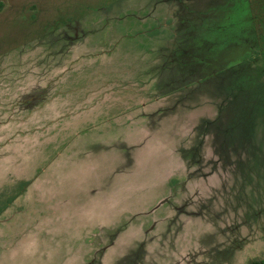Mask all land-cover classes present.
Masks as SVG:
<instances>
[{
    "label": "rangeland",
    "instance_id": "374dc122",
    "mask_svg": "<svg viewBox=\"0 0 264 264\" xmlns=\"http://www.w3.org/2000/svg\"><path fill=\"white\" fill-rule=\"evenodd\" d=\"M176 12L174 0H0V209L26 189L23 180L40 175L28 195L7 206L6 215L12 218L0 228L1 236L19 239L20 234L46 225L41 214L50 212L49 207L37 198L43 197L46 179L57 178L67 164L62 173L68 177L56 184L62 199L68 200L65 211L92 202L91 211H102L115 223L110 232L115 233L114 247L97 253V263L219 264L220 254L213 245L233 244L230 227L241 232L237 248L242 252L229 264L264 259V60L252 65L257 80L245 69L243 73L231 69L186 96L174 94L180 77L174 59L184 38ZM248 80L254 86L245 87ZM219 88L234 97L222 106V127L219 122L218 128L203 127L210 133L206 138L192 128L217 115L211 103L218 99ZM216 130L242 131L252 142H263L255 146L256 168L253 162L248 169L256 172V182L252 174L246 178L255 189L263 185L260 202L250 196L251 187H242L240 195H233L230 188L210 187L206 192H214L217 200L205 203L206 211L199 212L204 204L200 199L191 202L182 187L174 188V178L179 180L174 175L188 159L181 148L201 149L200 160L213 161L217 152L224 159ZM81 134L100 141L105 136L113 139L103 141L112 156L114 179L111 168L109 176L100 178V171L95 172L92 181L70 178L86 165L82 154L92 153L100 143L77 138ZM68 151L78 158L72 165L68 158L60 170L49 167ZM212 177L219 175L213 172ZM103 193L113 198L104 211ZM68 217L61 225L64 242H70L66 229L75 234L78 228H92L77 212ZM193 222L194 233L210 232L206 243L213 247L207 246L205 254L203 237L198 240L192 234ZM59 243L55 248L56 243L50 242L48 249L32 254L19 251L18 258L3 255L0 264H80L75 260L78 252L61 250ZM197 243H202L200 254L185 251L189 246L197 249ZM22 254L29 258L20 259Z\"/></svg>",
    "mask_w": 264,
    "mask_h": 264
},
{
    "label": "trees",
    "instance_id": "16d2710c",
    "mask_svg": "<svg viewBox=\"0 0 264 264\" xmlns=\"http://www.w3.org/2000/svg\"><path fill=\"white\" fill-rule=\"evenodd\" d=\"M174 2L177 3L176 16L181 34L184 36L183 42L178 47V58L174 59V67L180 73V77L175 80L177 84L174 86V93L181 91L179 95L186 96L196 86L212 82L231 69L237 72L245 69L247 71L245 74L250 72L252 74V65L258 59L264 60V0H174ZM251 78L257 80L253 74ZM253 82L248 80L249 84L245 83V87H251ZM245 91L248 90L243 92ZM216 94L219 100L211 105L212 108L217 109V115L211 117V120L204 118L201 124L197 123L193 127L195 133L198 135L204 133L206 138L210 133L206 134L207 130L204 131L203 127L208 125L210 130L218 128V122L222 127L224 117L222 106L229 105V101L234 97L232 94L226 95L222 88H219ZM222 96H225V99H221ZM238 114L237 111L236 115L240 117ZM216 131L215 138L218 139L219 149L223 150L224 159H231V162L238 164L239 169L242 170L241 188L247 190L251 187L253 193L251 192L250 196H255L257 191L262 190L263 185L259 184L258 189L250 186L247 179L251 174L254 175V179L256 172H248V169L253 162L256 168L259 150L256 151L255 146H261L263 142L258 140L252 142L251 138L242 131L237 133ZM242 149L246 153L242 152ZM200 151L201 149L184 152L181 148V153L186 154V157L194 163L200 161ZM27 185L28 182H25L24 188ZM19 194L0 209V215ZM261 197L259 194V202ZM244 264H264V259L253 258Z\"/></svg>",
    "mask_w": 264,
    "mask_h": 264
},
{
    "label": "crops",
    "instance_id": "0c3cea01",
    "mask_svg": "<svg viewBox=\"0 0 264 264\" xmlns=\"http://www.w3.org/2000/svg\"><path fill=\"white\" fill-rule=\"evenodd\" d=\"M181 91H177L174 94L179 95ZM188 109H191L189 107H187ZM194 110V109H193ZM208 117V116H205ZM194 119V118H193ZM139 121H143L141 119H139ZM143 123V122H141ZM140 123V124H141ZM109 127V126H108ZM106 127V130L107 128ZM156 129V128H155ZM159 129V128H157ZM193 129V128H192ZM187 133L189 132V129L187 130ZM90 136L87 135H78L77 138L80 139H90L92 142L94 141H100V139H91L89 138ZM97 138V137H96ZM103 139L108 140L109 142L113 141V139H111L109 136H105L102 137L98 148H94L92 149V153H87V154H82L83 158L85 159V161H87L86 165L84 164L81 168V173L77 176H74V174H70V178L73 177H78L79 179H83L84 181H89L93 179L92 175H95V172L98 173V171H100V174H102L100 176V178L102 176L105 175V173L108 175L109 170L111 168L112 171V179H114V174H113V169L111 167L112 165V156L110 155V151H109V147L104 145L105 141H103ZM8 146V145H7ZM203 151V150H202ZM201 152V151H200ZM70 151L66 152L67 156H64L63 158L61 157L60 161L56 160L54 163L50 164L49 167H51V169H59L60 166H62L64 163L66 162V159L68 160V158L71 160L70 165H72L73 160L75 159V161L78 158H75L74 156H69L71 155ZM220 155V157H219ZM200 156V153H199ZM217 158L216 159H220L222 157L221 152H217ZM64 159V160H63ZM211 160V161H207L206 159H201L200 161H198L197 163L191 162L190 159H187L186 161H184L182 163V169L180 171H178V175H174V177H176L178 182L176 183V179L174 178V188L175 187H182L181 192L185 191L187 194V198L189 201H194V198H198L200 199L199 202L202 203H211V202H215L217 200V198H215L214 195H216L214 192L212 194H208L206 191L208 188L212 187V188H216V189H220L223 191L224 187L226 188H230L231 190H233V195H237L241 193V187L239 186V184L241 185L242 180H241V174H242V170L239 169L238 164H235L234 162H226L224 159H220L218 160ZM237 159V158H236ZM69 165V166H70ZM181 166V165H180ZM48 167V168H49ZM50 169V168H49ZM49 169L46 168V170H44V172H48ZM67 169V164H64V166H62V169L59 174V176L57 178H50V179H46L45 183V188L43 190V194H42V198H37V197H41V195H36V198L40 201V203L46 204L49 207V211L50 212H46L41 215H45L44 217V226L39 225V223H37V225H39L38 227H41L38 230H33L36 232H28L26 235L25 234H20V238H13L12 234L11 235H6V236H1L0 233V263H3V259L2 256L3 255H8V256H19V251L24 252V250L26 252H36V251H44V248H49V246H51L50 242L52 243H56V245H53L55 248L57 246V243L60 244V249L61 250H75L78 253H76V261H78V263L80 264H88V262L90 264H100L99 262H96V259H98V261L100 260L99 257H96V254H100L101 252H108L109 250H111L114 247V236L115 233H111L114 229H115V223L114 220L111 219L110 217L106 216L105 213L102 214V211L99 212L98 214H96L94 211H91V209L93 208V206H90V204L92 203H88L87 205L85 203H77L76 205H74L73 209H71L72 211H65V209H67L65 206H68L67 204V199H62V194L61 192L57 191L56 188V184L59 180H61L62 178H64L65 176L68 177L67 173H62V172H66ZM60 170V169H59ZM217 173L219 175L218 179H215L212 177V174ZM222 172V173H221ZM237 175V182H234L233 179L235 178V176ZM256 175V174H255ZM39 176L34 177L31 180H23L25 182H28V185L26 187V189L20 193L11 203L9 206L14 205V203L19 202L21 199H23V197L25 195H28L30 190H32L36 185H38V183L40 182L39 180ZM56 177V176H55ZM222 178V179H221ZM221 179V180H219ZM254 181L256 182V179L254 177ZM53 182V183H52ZM54 184V186L52 185ZM229 184V185H228ZM259 185V184H258ZM242 186V185H241ZM55 187V189H54ZM215 189V190H216ZM213 190V189H212ZM239 190V191H238ZM107 193V192H106ZM105 193V194H106ZM45 194V195H44ZM103 193V196L100 198V200L102 199V203H101V210L104 209V205L105 203H111L112 201H110L111 199H113L111 196L109 195H105ZM259 194L260 197L262 196V190L261 191H257V193L255 194V201L259 202ZM212 195V196H211ZM35 198V196H34ZM91 198V197H90ZM191 198V200L189 199ZM92 200V198H91ZM199 208V212H203L206 211V204ZM9 207H7L4 212L0 215V228L4 227L5 225H7L8 221H10V219L12 217H10V215H6V211L8 210ZM54 209L53 211L51 209ZM203 209V210H202ZM64 210V211H63ZM104 211V210H103ZM60 212H63V215H61ZM73 212V213H72ZM75 212H77L79 214L80 218H83V216L86 219L87 223L91 222L92 224H90L92 226V228H84L82 227L81 229L78 228V230L75 232V234L71 233L70 230H65V232L68 233V239L70 240V242L67 243L64 242L65 240L62 239L61 235V231H64V227L61 228L62 223L66 221L68 215H71V217L69 216V219H72L73 217H75ZM81 212L83 213L81 214ZM192 212L195 216V212L194 209L192 210ZM201 214V213H200ZM67 216V217H66ZM90 219V220H89ZM113 220V222H110L109 220ZM49 222V223H48ZM194 222H198L194 221ZM193 222V226L192 229L194 228L195 230L192 232V234H196L197 235V239L199 237H203V247H202V252L203 254H205L208 249L207 246L208 244L206 243V240L209 237V233L210 232H204L205 230L201 229V231L197 233H194L196 231V227L194 226ZM48 223V224H47ZM35 225V226H37ZM83 226H87V224L83 223ZM206 227V226H205ZM232 228V232L231 235L233 237H231L230 241H232L231 243H233L232 245L228 246V247H224L221 246L218 242L214 243V247L216 245L215 250L218 249V253L220 254L219 260V264H229L230 262H235V259H239L240 255H241V250H239V242H240V235L241 232H237V228L236 227H230L229 229ZM64 233V232H63ZM67 233H64L67 234ZM201 235V236H200ZM239 238V239H238ZM68 240V241H69ZM199 240V239H198ZM210 240V237H209ZM106 243V244H105ZM50 244V245H49ZM202 246V243H200ZM200 244L197 243V249L196 248H190V246L188 248H186L185 251L188 252V250L193 249L192 251H196V254H200ZM107 245V247H106ZM109 246V247H108ZM195 246V247H196ZM212 246V247H213ZM210 247V246H208ZM210 247V248H212ZM238 247V248H237ZM199 249V250H198ZM80 251V252H79ZM32 254V253H31ZM194 255V258L197 257L199 255ZM23 255V254H22ZM182 256H184L182 254ZM25 257V258H24ZM178 255L176 253H174V260L177 259ZM28 255L25 254L23 255L20 259L22 260H26L28 259ZM223 258V259H221ZM229 258V260H228ZM11 259V258H10ZM233 259V260H232ZM12 260H15V258H13ZM24 263V262H23Z\"/></svg>",
    "mask_w": 264,
    "mask_h": 264
}]
</instances>
